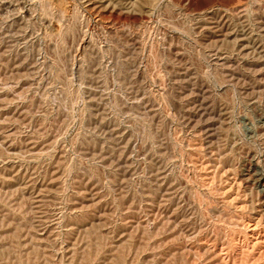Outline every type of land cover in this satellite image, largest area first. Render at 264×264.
<instances>
[{
  "label": "rangeland",
  "instance_id": "374dc122",
  "mask_svg": "<svg viewBox=\"0 0 264 264\" xmlns=\"http://www.w3.org/2000/svg\"><path fill=\"white\" fill-rule=\"evenodd\" d=\"M0 264H264V0H0Z\"/></svg>",
  "mask_w": 264,
  "mask_h": 264
},
{
  "label": "bare ground",
  "instance_id": "6f19581e",
  "mask_svg": "<svg viewBox=\"0 0 264 264\" xmlns=\"http://www.w3.org/2000/svg\"><path fill=\"white\" fill-rule=\"evenodd\" d=\"M14 5V4H13Z\"/></svg>",
  "mask_w": 264,
  "mask_h": 264
}]
</instances>
